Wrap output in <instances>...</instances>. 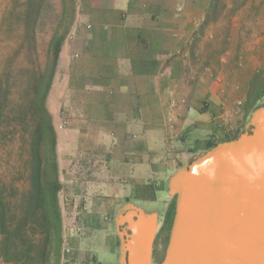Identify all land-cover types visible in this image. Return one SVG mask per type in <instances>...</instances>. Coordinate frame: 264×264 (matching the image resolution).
<instances>
[{"label":"crops","instance_id":"crops-1","mask_svg":"<svg viewBox=\"0 0 264 264\" xmlns=\"http://www.w3.org/2000/svg\"><path fill=\"white\" fill-rule=\"evenodd\" d=\"M70 3L47 97L60 172L68 157L69 189L77 195L93 180L115 197V211L136 199L152 204L168 192L177 151L205 145L203 134L219 129L218 78L200 65L194 44L213 0Z\"/></svg>","mask_w":264,"mask_h":264},{"label":"trees","instance_id":"trees-1","mask_svg":"<svg viewBox=\"0 0 264 264\" xmlns=\"http://www.w3.org/2000/svg\"><path fill=\"white\" fill-rule=\"evenodd\" d=\"M44 6L11 0L0 22V256L17 264H60L63 240V183L47 97L67 30L43 56L37 28ZM237 135L208 140L205 149ZM173 213L174 199L170 224Z\"/></svg>","mask_w":264,"mask_h":264},{"label":"water","instance_id":"water-1","mask_svg":"<svg viewBox=\"0 0 264 264\" xmlns=\"http://www.w3.org/2000/svg\"><path fill=\"white\" fill-rule=\"evenodd\" d=\"M166 187L174 213L159 264H264V102L239 135L192 155ZM159 217L132 201L117 209L118 264H154Z\"/></svg>","mask_w":264,"mask_h":264},{"label":"rangeland","instance_id":"rangeland-1","mask_svg":"<svg viewBox=\"0 0 264 264\" xmlns=\"http://www.w3.org/2000/svg\"><path fill=\"white\" fill-rule=\"evenodd\" d=\"M7 5L11 6V0H0V22ZM73 9L70 0H45L37 28L43 56L54 35L69 31ZM194 44L200 65L213 78H218L223 96L216 119L219 129L214 136H199L217 141L241 133L253 103L258 97L264 98V0H213L211 13L201 25L200 36L196 37ZM222 121L224 125L220 126ZM206 143L193 144L188 150L195 149L199 153L205 150ZM185 149L177 151L175 168L195 154ZM65 159L61 169L63 240L60 264H118L121 229L113 223L116 211L111 203L115 197L108 190L100 192L93 180L90 181L91 187L76 195L69 189L68 157ZM173 199L166 190L158 191L152 204L136 199L145 209L160 213L154 244L157 251L166 248L171 225L168 213ZM0 264L17 263L6 262L1 257Z\"/></svg>","mask_w":264,"mask_h":264},{"label":"flooded vegetation","instance_id":"flooded-vegetation-1","mask_svg":"<svg viewBox=\"0 0 264 264\" xmlns=\"http://www.w3.org/2000/svg\"><path fill=\"white\" fill-rule=\"evenodd\" d=\"M160 214V213H159ZM160 219V217H159ZM113 223L115 225V217H114V220H113ZM157 237V236H156ZM119 239H120V236H119ZM121 241V240H120ZM156 241V240H155ZM166 249V248H165ZM165 249L163 251H157L156 250V247L154 246L153 248V254H152V262L154 264H159L162 262V260L164 259V256H165ZM118 258V262L120 261V255L117 256Z\"/></svg>","mask_w":264,"mask_h":264},{"label":"bare ground","instance_id":"bare-ground-1","mask_svg":"<svg viewBox=\"0 0 264 264\" xmlns=\"http://www.w3.org/2000/svg\"><path fill=\"white\" fill-rule=\"evenodd\" d=\"M156 236H157V234H156ZM155 240H156V238H155ZM154 244H155V241H154V243H153V248H154ZM220 249L222 250H224V245H223V248H222V246H220ZM222 250V251H223ZM173 264H186V263H182V261L181 260H177L175 263H173ZM191 264V263H190ZM193 264H197V263H193Z\"/></svg>","mask_w":264,"mask_h":264},{"label":"built area","instance_id":"built-area-1","mask_svg":"<svg viewBox=\"0 0 264 264\" xmlns=\"http://www.w3.org/2000/svg\"><path fill=\"white\" fill-rule=\"evenodd\" d=\"M189 109H190V110H193V107H192V106H190V107H189ZM219 124H220V126H223V125H224V124H223V121H222V122H220Z\"/></svg>","mask_w":264,"mask_h":264}]
</instances>
